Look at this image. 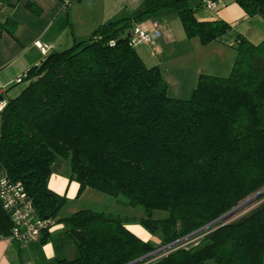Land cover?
<instances>
[{"label": "trees", "instance_id": "trees-1", "mask_svg": "<svg viewBox=\"0 0 264 264\" xmlns=\"http://www.w3.org/2000/svg\"><path fill=\"white\" fill-rule=\"evenodd\" d=\"M60 1L66 8L70 0ZM233 1L247 17L264 18V0ZM5 4L10 0H0V8ZM202 5L143 0L130 16L108 20L87 38L49 51L24 71L25 86L17 95L2 96L0 176L21 182L35 216L52 222L37 249L52 239V226L63 229L53 260L37 251L35 264H127L264 189V40L254 44L238 34L230 73L199 75L186 99L171 97L159 67L146 66L129 43L132 23L161 10L177 13L186 38L201 45L218 40L231 26L198 19ZM0 29L12 32L15 22L7 19ZM64 160L78 193L90 187L123 197L142 216L82 209L57 218L64 196L48 182ZM260 199L243 217L208 227L196 246L173 247L139 264H264V193ZM155 210L166 215L153 218ZM131 223L159 244L138 237L128 229ZM11 229L0 203V238ZM67 247L74 250L73 261L66 258Z\"/></svg>", "mask_w": 264, "mask_h": 264}, {"label": "crops", "instance_id": "crops-1", "mask_svg": "<svg viewBox=\"0 0 264 264\" xmlns=\"http://www.w3.org/2000/svg\"><path fill=\"white\" fill-rule=\"evenodd\" d=\"M142 1L93 0L85 3H80L77 0L69 1L63 10L66 9L65 14L72 27V41L73 39L87 38L94 29L108 20L130 16L138 9ZM214 1L216 3L214 10L202 5L195 12V16L200 20L221 19L230 24L231 27L218 40L207 45H201L197 38H186L178 15L172 10H161L148 18H143L138 23L140 27L149 32L154 27H158L161 31L160 37L153 43L139 44L134 49L146 66L159 67L171 97L188 98L201 74L226 77L230 73L236 57V51L232 44H234L238 34L254 44L264 40V20L259 15L247 17L241 7L233 0ZM253 19L258 20L252 22ZM65 26L62 25L58 28L54 37L46 43L49 48L42 54V58L53 49H62L71 44L72 41L70 42L71 39L67 35ZM137 48L139 49L137 50ZM1 89L4 97L6 90ZM61 167L62 165L51 174L48 188L60 196L67 194L73 196L78 190V183L69 178L70 173L68 178L59 175ZM127 227L129 229V225ZM54 228L56 233L60 232L59 237L54 238L55 232L52 233V239L39 249L36 248V242L23 246L15 240L0 238V264H14L11 254L15 252L21 264L20 254L23 247H27L33 264H35L34 253L37 251L42 253L45 261H52L55 256L54 244L61 240L63 234L62 224H57Z\"/></svg>", "mask_w": 264, "mask_h": 264}, {"label": "rangeland", "instance_id": "rangeland-1", "mask_svg": "<svg viewBox=\"0 0 264 264\" xmlns=\"http://www.w3.org/2000/svg\"><path fill=\"white\" fill-rule=\"evenodd\" d=\"M70 1L74 2L75 0ZM63 9L64 4L60 0H10V4H5L0 8V23L6 22L7 19L15 22V29L12 32L7 29H0V89L4 88L6 90L4 97L8 98L17 95L25 86L24 81L15 83L16 79L27 68L41 60L42 54L49 48L46 43L54 37V33L58 28L66 25L67 35L71 39L70 42L72 41V27L65 14L66 9L65 11ZM256 20L258 19H253L252 22H256ZM5 27H9V25ZM252 27H254L253 24ZM69 38L67 37L68 40ZM69 173V162L64 160L59 170V175L68 178ZM262 193H264V189L246 198L221 222H232L248 214L261 203L260 196ZM82 209L103 211L135 219L140 218L143 214L142 210L130 206L123 197L114 198L108 193L86 187L80 193L77 190L73 196H69L68 194L64 196V201L58 210L57 218L67 217ZM164 215H166L165 212L155 210L152 217L157 218ZM128 225L129 229L140 238L145 239L144 241L159 244V239L151 236L139 224L131 223ZM206 229L208 228L198 232L195 231V233L189 234L170 246L160 247L156 249L157 252L154 254L134 264H139L151 258L156 259L168 253L169 249L173 247L187 248L196 246L201 241L205 234L203 232ZM55 231L54 226H52L48 232L52 234ZM59 234L60 232H55L53 237L58 238ZM16 254V252L11 254L14 264H20ZM20 259L21 264H33L27 247L21 248Z\"/></svg>", "mask_w": 264, "mask_h": 264}, {"label": "built area", "instance_id": "built-area-1", "mask_svg": "<svg viewBox=\"0 0 264 264\" xmlns=\"http://www.w3.org/2000/svg\"><path fill=\"white\" fill-rule=\"evenodd\" d=\"M202 3L208 9L216 8L214 0H202ZM160 35L161 31L158 27H154L149 32L134 22L129 30V43L134 47L138 44H151ZM22 80L23 74L16 79V82L20 83ZM2 92L0 89V111L6 105ZM0 203L12 222L11 234L7 238L15 240L23 246L36 242L42 230L48 229L52 224L50 220L39 219L35 216L32 200L25 192L22 183L12 181L6 175L0 176Z\"/></svg>", "mask_w": 264, "mask_h": 264}, {"label": "water", "instance_id": "water-1", "mask_svg": "<svg viewBox=\"0 0 264 264\" xmlns=\"http://www.w3.org/2000/svg\"><path fill=\"white\" fill-rule=\"evenodd\" d=\"M188 5H189V6H193V5H194V2H189ZM233 211H234V209L230 210L229 212L225 213L224 215H222L221 217L217 218V219L214 220L213 222H211V223H209L208 225H206V226L200 228V229L197 230L196 232H198V231H200V230H202V229L208 228V227L212 226L213 224H215V223L218 222V221H221L222 219H224L225 217H227L228 215H230ZM193 233H195V232H193ZM193 233H191V234H193ZM175 243H176V242H175ZM172 244H174V243H172ZM172 244H170V245H172ZM170 245H167V246H170ZM167 246H164V247H167ZM164 247H162V248H164ZM65 252H66V258H67V260H69V261H73L74 258H75L74 250H73L71 247H67ZM155 252H157V250H154V251H152V252H150V253H148V254H146V255L140 257V258H137V259H135V260H133V261L127 263V264H134V263H136V262H139V261H141V260H143V259L149 257L150 255L154 254Z\"/></svg>", "mask_w": 264, "mask_h": 264}]
</instances>
